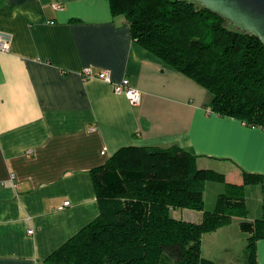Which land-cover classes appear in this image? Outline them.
<instances>
[{
    "label": "crops",
    "instance_id": "1",
    "mask_svg": "<svg viewBox=\"0 0 264 264\" xmlns=\"http://www.w3.org/2000/svg\"><path fill=\"white\" fill-rule=\"evenodd\" d=\"M0 39L9 46L0 50V264H51L49 254L100 213L91 170L127 146L177 145L227 183L261 174L244 186L246 216L234 217L264 226V127L212 111L209 91L138 44L109 0H0ZM85 66L127 78L140 102L84 79ZM180 211L175 218H202ZM231 224L202 235V256L247 264V236L237 254L228 236L204 247V235ZM255 258L264 263V235Z\"/></svg>",
    "mask_w": 264,
    "mask_h": 264
},
{
    "label": "trees",
    "instance_id": "2",
    "mask_svg": "<svg viewBox=\"0 0 264 264\" xmlns=\"http://www.w3.org/2000/svg\"><path fill=\"white\" fill-rule=\"evenodd\" d=\"M109 2L138 44L209 91L212 111L264 127V45L257 36L191 0ZM91 176L100 213L49 254L51 264H215L201 254L202 235L245 217L244 186L262 178L244 173L241 184L227 183L177 145L122 147ZM208 181L224 184L212 210L204 209ZM175 208L202 211V218L177 219ZM239 229L248 234L247 264H258L263 219H243Z\"/></svg>",
    "mask_w": 264,
    "mask_h": 264
},
{
    "label": "water",
    "instance_id": "3",
    "mask_svg": "<svg viewBox=\"0 0 264 264\" xmlns=\"http://www.w3.org/2000/svg\"><path fill=\"white\" fill-rule=\"evenodd\" d=\"M228 20L241 32L254 34L264 45V0H191Z\"/></svg>",
    "mask_w": 264,
    "mask_h": 264
},
{
    "label": "rangeland",
    "instance_id": "4",
    "mask_svg": "<svg viewBox=\"0 0 264 264\" xmlns=\"http://www.w3.org/2000/svg\"><path fill=\"white\" fill-rule=\"evenodd\" d=\"M223 184L220 182H207L204 188V193H203V199H204V209L205 210H212L215 207V203H216V199L219 193L223 192ZM182 208L178 209V211L174 212L173 215L174 217H178L183 213H181ZM184 210H189V209H185ZM186 217H189L188 215H186ZM241 220L238 217H234L232 220V224L230 225L229 228H231L230 233H226L224 235H219V233H216L215 235H213V233L210 234H206L204 235V247H206L209 243H211L212 240H216L219 238H226L227 236L232 238V239H236L232 248L234 250V252H236V254L239 252L238 247L239 244L241 245V242H246V236L247 233L245 232H241L239 229V222ZM242 238V239H241ZM205 253H207V250L205 249ZM171 264H174L173 262Z\"/></svg>",
    "mask_w": 264,
    "mask_h": 264
},
{
    "label": "built area",
    "instance_id": "5",
    "mask_svg": "<svg viewBox=\"0 0 264 264\" xmlns=\"http://www.w3.org/2000/svg\"><path fill=\"white\" fill-rule=\"evenodd\" d=\"M55 8H60L58 4L53 5ZM8 42L4 39H0V50L8 49ZM81 76L84 79L97 78L105 82H109L112 85L113 91L117 94H123L130 104H138L140 102V92L136 88L130 85L127 78H123L118 82H112L110 73L107 70H93L89 66H85L81 70ZM13 177V175H11ZM69 202L64 201L63 205H67ZM29 233L31 230L28 231Z\"/></svg>",
    "mask_w": 264,
    "mask_h": 264
}]
</instances>
